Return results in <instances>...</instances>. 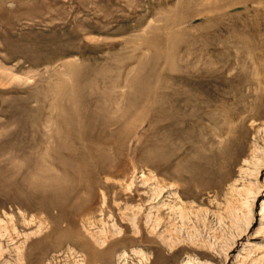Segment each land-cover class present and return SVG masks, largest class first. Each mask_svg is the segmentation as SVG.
Instances as JSON below:
<instances>
[{
  "label": "rangeland",
  "instance_id": "obj_1",
  "mask_svg": "<svg viewBox=\"0 0 264 264\" xmlns=\"http://www.w3.org/2000/svg\"><path fill=\"white\" fill-rule=\"evenodd\" d=\"M236 1L0 0V264H264V0Z\"/></svg>",
  "mask_w": 264,
  "mask_h": 264
},
{
  "label": "bare ground",
  "instance_id": "obj_2",
  "mask_svg": "<svg viewBox=\"0 0 264 264\" xmlns=\"http://www.w3.org/2000/svg\"><path fill=\"white\" fill-rule=\"evenodd\" d=\"M251 2H255V0H240L238 2L236 1V2L231 3L229 5V7H234L236 5H245V6H248L249 3H251ZM215 10L216 9L214 8V11L212 10L210 12H215ZM209 19L210 20L213 19L212 16ZM252 29H254V27ZM254 34L256 35V33H254ZM246 50H248L249 63H250L251 68H252V71H251L252 73H251V76H250V79H249V84L253 88V93H252L253 101L251 103L252 110H251V112H249L250 114L247 115L248 116L247 118L244 117L245 119L242 120V121H245L246 122L247 121L246 119H248L249 121H252L253 123H255V122L264 120V41L263 40H259L258 43H250L248 45V49H246ZM230 116H231L230 117V125H229V127L227 128V131H226L227 132L226 135L228 136V139H227V142L226 143L229 146H227L225 149H223L222 153L216 158V160H214V165L217 166L218 170L215 172L216 173L215 181L213 183L212 182L209 183V186L211 187V189H214V190L220 189L223 186V184H225L226 182H228V180H229L228 170L234 164L237 163L239 157H241L242 152H243L241 140L243 138L244 132L241 130V128H239L240 127V126H238L239 125V122H238V125L235 122L240 117H239V115L236 116L235 114L234 115L231 114ZM240 120H241V118H240ZM234 124H236L237 126L234 125ZM100 165H98V166L100 167ZM87 169H88V167H87ZM98 169H100V168H98ZM101 169H103V167ZM105 172H103V174ZM100 173H101V171H100ZM53 196L52 195L50 196L51 197L50 200L52 199ZM56 198L59 200L58 197H56ZM48 200H46V201H48ZM59 201L61 202L62 200H59ZM46 203L48 205V202H46ZM56 204L53 205V201H52V205L53 206L56 207ZM46 207H48V206H46ZM55 207H54V209H55ZM50 208H52V207L50 206ZM62 209H63V206H62ZM58 210L61 211L62 215H64V212H62V210H60V207H59ZM66 215H65V217H66ZM59 218H61V217L59 216ZM68 219H65V221L68 220ZM62 222H63V220H62ZM62 222H60V223H62ZM58 223H59V221H58ZM55 226H57V224Z\"/></svg>",
  "mask_w": 264,
  "mask_h": 264
}]
</instances>
